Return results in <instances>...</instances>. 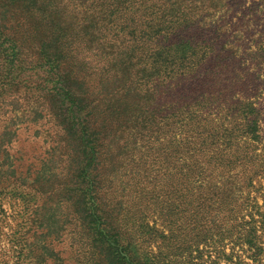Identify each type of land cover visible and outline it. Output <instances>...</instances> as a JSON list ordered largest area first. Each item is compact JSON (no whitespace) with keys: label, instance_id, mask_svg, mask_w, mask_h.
<instances>
[{"label":"rangeland","instance_id":"rangeland-1","mask_svg":"<svg viewBox=\"0 0 264 264\" xmlns=\"http://www.w3.org/2000/svg\"><path fill=\"white\" fill-rule=\"evenodd\" d=\"M54 1L60 2L58 7L56 3L57 23L42 22L39 13L27 4H8L1 11L8 29L5 38L18 44L23 66L32 71L18 73L25 81L23 86L42 84L38 74L48 68L34 70L41 41L52 38L54 24L62 27L64 16H72L71 8L67 14L63 12V1ZM165 2L175 3L181 21L195 25L197 41L189 74L191 115L181 128L187 141L184 146L168 148L170 167L176 166L173 152L177 150L189 151L187 164L192 172L198 171L197 161L205 164L218 154L222 170L227 173L230 169L231 180L243 187L238 193V209L230 212V203H226L210 212L207 202L196 195L177 193V178L168 171H157L159 154L145 163L146 150L142 149L143 154L135 150L140 154L130 161L126 154L130 140L119 130L125 110L117 115L113 104L98 103L85 116L90 122L89 133L94 132L91 149L73 142L67 145L61 129L47 116L28 125L18 121L10 145L0 149V162L7 156L6 162L11 164L10 168L0 165V264H104L101 248L92 246L90 227L80 220L83 199L79 172L97 182L95 193L84 201L101 205L98 213L102 220L137 261L149 255L156 264H264V0H150L157 5ZM186 6L190 9L184 10ZM200 22L209 28L207 32L197 28ZM203 40L211 47H201L198 41ZM224 43L223 88L210 91L207 85L194 83L195 61L206 53L213 68L206 77L213 82L219 68L214 52ZM64 52L74 72L81 70L77 50L67 44ZM84 76V72L80 74ZM90 78L97 81L98 77ZM79 82L73 87L85 97L86 89L99 91L97 83L95 89H88V84ZM9 90L0 87V98L13 101ZM36 93H31L32 102ZM123 103L121 99L119 107ZM135 104L145 106L141 101ZM246 109L254 110L249 118L256 121L255 135L243 129ZM11 121V114L5 116L0 111V134ZM92 150L96 156L86 159ZM84 151L86 157L81 156ZM70 152L74 156L69 158ZM213 216L217 224L209 225Z\"/></svg>","mask_w":264,"mask_h":264},{"label":"trees","instance_id":"trees-1","mask_svg":"<svg viewBox=\"0 0 264 264\" xmlns=\"http://www.w3.org/2000/svg\"><path fill=\"white\" fill-rule=\"evenodd\" d=\"M62 1L63 12L67 14L71 8L72 16H64L62 27L54 24L52 38L41 41L38 66L34 70L35 73L44 67L48 70L38 74L42 78V84L38 83V86L33 88L30 85L23 86V76H17L19 72L24 74L28 67L23 66L25 61L21 60L22 51L18 44L5 38V30L8 29L1 11L8 4H27L34 13H39L42 22L49 20L51 23H57L55 21L59 20V15L56 13V3L58 7L60 2L0 0V87L9 88L13 99L7 101L0 98V111H3L5 116H12V121L0 134V149L10 145L19 128L18 121L28 125L44 119V116L54 120L53 123L61 129V138L67 145L73 142L75 145L81 144L84 148L91 149L90 140L94 132L89 133L90 122L85 116L91 112V106L98 107L101 102L107 103L108 107L113 104L112 110L117 111V115L125 110L123 129L119 130L127 133V139L130 140V147L126 143L129 148L126 154L130 155V161L137 158L136 153L143 154L142 149L146 150L143 158L145 163L155 160L159 154L157 171L159 174L168 171L172 177L177 178V193L196 195L202 202H207L210 212H214L215 206L219 209L226 203H230V212L236 211L238 193L243 187L231 180L233 176L230 169L227 173L222 170L218 164L221 161L218 154L212 156L205 164L197 161V172H192L187 164V156L190 157L187 149L173 152L177 161L173 167L169 164L170 156L166 155L169 147H177L179 144L184 146L187 141V134L181 128L184 127L183 120L191 115L188 106L189 74L192 68L191 55H195L197 44L193 32L195 25L186 20L181 21L175 3L165 2L157 5L150 3V0H61V3ZM156 1L159 3V0ZM189 9L188 6L184 7V10ZM197 28L203 33L209 30L208 27L204 28L202 22ZM199 43L204 49L211 47L205 44V40L198 41ZM67 44L77 50L79 58L76 56V59L82 66L77 73L69 63L67 52H64V46L67 48ZM224 48L225 43L220 50L214 52L215 62L219 67L215 72L214 81L210 82L206 77V73L212 72L213 68L208 64L204 52L202 59L195 61L199 79L197 81L196 73L194 83L199 82L201 87L207 85L210 91L223 88L220 77L221 69L225 65L222 64L225 59ZM29 71L32 72L28 69ZM83 72L85 76L81 78L80 74ZM93 75L98 77L97 81L90 78L94 77ZM75 81H80L82 85L88 84V89H95L97 83L96 89L99 91L88 92L86 89L85 97V93L74 89ZM90 82L94 84L91 85ZM32 92H37L34 94V102L31 101ZM94 95H97V98H91ZM21 96L24 98L20 102ZM121 99L125 109L123 106L119 107L118 102ZM137 101L143 102L145 106H136ZM126 103L127 105H124ZM245 111L248 112L243 129L248 134L255 135L256 121L249 118L254 110ZM87 154L84 151L81 156L86 157ZM67 155L70 158L74 153ZM95 156L96 152L92 150L86 159H93ZM8 159L5 156L0 165L6 164L10 168L11 164L6 162ZM79 173L82 177L80 198L83 199L80 220L90 227L92 246L101 248L103 263L156 264L149 255L137 261L128 246H120L118 234L113 233L112 227L105 223L102 215L98 213L101 205H95V201L91 204L84 201L86 196L95 193L97 182L90 180L88 174ZM225 175H228L229 179L222 181ZM55 191L56 188L52 189L50 194ZM202 205L200 203L198 207L201 209ZM216 216L211 218L209 225L217 224ZM207 221L208 217H205V222Z\"/></svg>","mask_w":264,"mask_h":264}]
</instances>
